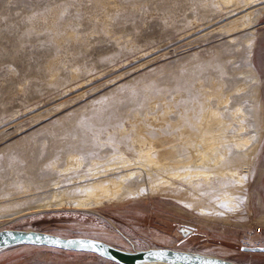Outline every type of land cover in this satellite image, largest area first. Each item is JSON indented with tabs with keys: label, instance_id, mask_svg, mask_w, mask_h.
Returning a JSON list of instances; mask_svg holds the SVG:
<instances>
[{
	"label": "rangeland",
	"instance_id": "obj_1",
	"mask_svg": "<svg viewBox=\"0 0 264 264\" xmlns=\"http://www.w3.org/2000/svg\"><path fill=\"white\" fill-rule=\"evenodd\" d=\"M213 2L0 0V203L30 201L36 207L51 198L59 178V192L74 188L67 180L94 169L93 161L100 171L117 163L121 152L134 160L130 140L140 124L153 139L175 140L182 114L196 108L201 92L221 85L230 98L223 112L241 106L253 126L245 134L256 136L253 147L259 144L243 173L240 208L226 219L200 216L175 199L150 196L91 211L24 213V206L18 215H0V232L90 239L130 253L163 249L264 264V254L241 252L264 248V11L254 29L231 41ZM207 102L218 107L216 98ZM166 107L168 118L161 121ZM71 154L84 164L61 175ZM54 162L56 168L49 165ZM0 264L114 263L24 246L0 252Z\"/></svg>",
	"mask_w": 264,
	"mask_h": 264
},
{
	"label": "bare ground",
	"instance_id": "obj_2",
	"mask_svg": "<svg viewBox=\"0 0 264 264\" xmlns=\"http://www.w3.org/2000/svg\"><path fill=\"white\" fill-rule=\"evenodd\" d=\"M213 3L224 16L222 22H227L222 29L226 30L231 41L235 40L233 36L236 33L254 29L261 11H264V7L258 8L264 4L263 0H214ZM215 87L210 93L201 92L196 108L188 114L180 115L177 124L178 136L175 140L172 138L165 143L166 138L163 136L153 139L146 135V126L140 124L130 140L135 151L134 160L121 152L120 156H117V163L105 165L100 171L99 161H93L94 169L67 180V184L75 186L74 188L59 192V189H62L61 184L64 183L63 179L59 178L52 184L51 192H54L50 194L51 198L39 206L32 207L30 201L24 205L1 202L3 204L0 203V215L17 214L22 212L24 206H27L24 213L61 209L91 211L105 204L112 205L128 199L139 200L150 196L175 199L186 210L200 216L212 215L226 219L231 211L229 209L237 208L240 193L245 190L247 183L242 179L245 177L243 173L249 172L259 144L253 147L256 136L245 134L251 132L252 125L247 123L248 117L243 108L234 106L233 109L223 112L224 107H228L230 98L225 97L221 85ZM207 97L216 98L218 107L213 108L208 104ZM168 112L169 108L166 107V113L160 116L161 121L167 120ZM227 112L229 115H226ZM112 143L120 149L118 141L113 139ZM179 153L186 154V157H178ZM84 161L76 154L68 155L65 168L59 170V173L65 175L71 171L78 172ZM49 165L56 168L57 163ZM15 199L17 201V198ZM222 204L228 207H221ZM230 214L232 215V211ZM13 215L11 217H15Z\"/></svg>",
	"mask_w": 264,
	"mask_h": 264
},
{
	"label": "water",
	"instance_id": "obj_3",
	"mask_svg": "<svg viewBox=\"0 0 264 264\" xmlns=\"http://www.w3.org/2000/svg\"><path fill=\"white\" fill-rule=\"evenodd\" d=\"M45 237L59 238L63 242V247L54 246L45 239ZM83 238L66 239L49 234L39 232H26V231H1L0 232V252L17 247H38L49 248L67 253H80V254H92L100 257L106 261L114 264H236L234 262L207 257L197 254H191L186 252L172 251V250H149L152 252H164L166 255L161 258L150 257L149 251L140 252H125L114 248L106 243L96 241L100 248L105 252V255L101 256L99 251L93 252L91 250L83 251L78 246H69L68 240H79ZM90 240V239H84ZM95 241V240H91ZM262 247H243L241 252L250 254H264Z\"/></svg>",
	"mask_w": 264,
	"mask_h": 264
},
{
	"label": "snow or ice",
	"instance_id": "obj_4",
	"mask_svg": "<svg viewBox=\"0 0 264 264\" xmlns=\"http://www.w3.org/2000/svg\"><path fill=\"white\" fill-rule=\"evenodd\" d=\"M242 179L246 180L247 177H243ZM243 203H244L243 200H238L237 207L239 206V204H243ZM221 207L227 208L228 206L226 204H222ZM229 210H232V209H229ZM180 231L183 232V231H185V229L181 228ZM45 239L48 240V242L54 246L63 247V242L59 238L45 237ZM137 243H139V242H137ZM67 244L69 246H78L79 249L83 250V251H87V250H91L93 252L99 251V254L101 256L105 255V252L100 248V245L96 241L84 240V239L68 240ZM262 251H264V249H262ZM148 255L150 257L161 258V257L165 256L166 254L164 252L149 251Z\"/></svg>",
	"mask_w": 264,
	"mask_h": 264
},
{
	"label": "built area",
	"instance_id": "obj_5",
	"mask_svg": "<svg viewBox=\"0 0 264 264\" xmlns=\"http://www.w3.org/2000/svg\"><path fill=\"white\" fill-rule=\"evenodd\" d=\"M257 247H259V246H257Z\"/></svg>",
	"mask_w": 264,
	"mask_h": 264
}]
</instances>
